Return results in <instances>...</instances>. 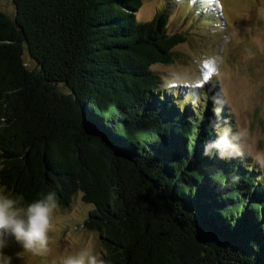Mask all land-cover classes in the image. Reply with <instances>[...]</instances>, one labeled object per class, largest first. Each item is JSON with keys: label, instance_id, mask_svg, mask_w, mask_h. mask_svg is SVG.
<instances>
[{"label": "trees", "instance_id": "16d2710c", "mask_svg": "<svg viewBox=\"0 0 264 264\" xmlns=\"http://www.w3.org/2000/svg\"><path fill=\"white\" fill-rule=\"evenodd\" d=\"M144 1L0 11V186L26 205L80 194L109 264H264V179L243 153H205L221 108L161 90L152 66L185 39L163 14L138 21Z\"/></svg>", "mask_w": 264, "mask_h": 264}, {"label": "rangeland", "instance_id": "374dc122", "mask_svg": "<svg viewBox=\"0 0 264 264\" xmlns=\"http://www.w3.org/2000/svg\"><path fill=\"white\" fill-rule=\"evenodd\" d=\"M0 11L14 17V0H0ZM157 14L166 16L170 34L185 39L174 49L171 64L152 66L161 90L176 95L184 109L221 108L216 114L226 116L223 126L247 129L241 153L264 179V164L257 159L264 154V0H145L135 12L140 22ZM90 210L80 194L70 206L55 210L46 255L10 240L5 252L12 264H58L83 247L102 255L100 233L85 225Z\"/></svg>", "mask_w": 264, "mask_h": 264}, {"label": "clouds", "instance_id": "9594fccd", "mask_svg": "<svg viewBox=\"0 0 264 264\" xmlns=\"http://www.w3.org/2000/svg\"><path fill=\"white\" fill-rule=\"evenodd\" d=\"M247 136V129L233 131L231 127L223 126L218 138L206 145L205 153L215 149L221 158L241 154ZM257 159L264 164V154L257 156ZM57 199L53 191L24 205L21 203L22 196H14L5 187H0V264H12L11 255L5 252L10 240L37 255L50 252L49 231L53 214L58 208ZM58 264H109V261L94 249L83 247L75 253L62 256Z\"/></svg>", "mask_w": 264, "mask_h": 264}, {"label": "bare ground", "instance_id": "6f19581e", "mask_svg": "<svg viewBox=\"0 0 264 264\" xmlns=\"http://www.w3.org/2000/svg\"><path fill=\"white\" fill-rule=\"evenodd\" d=\"M212 70H213V67L212 66L208 68L207 74H208L209 77H210V74L212 73Z\"/></svg>", "mask_w": 264, "mask_h": 264}]
</instances>
